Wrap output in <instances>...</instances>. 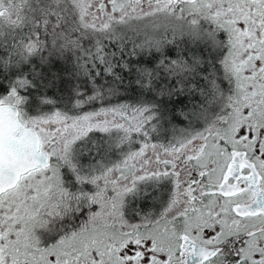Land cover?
<instances>
[{
  "label": "snow or ice",
  "instance_id": "obj_1",
  "mask_svg": "<svg viewBox=\"0 0 264 264\" xmlns=\"http://www.w3.org/2000/svg\"><path fill=\"white\" fill-rule=\"evenodd\" d=\"M0 264H264V0H0Z\"/></svg>",
  "mask_w": 264,
  "mask_h": 264
}]
</instances>
